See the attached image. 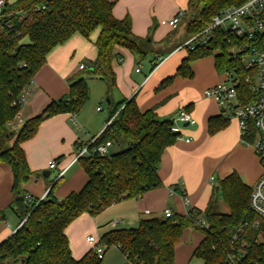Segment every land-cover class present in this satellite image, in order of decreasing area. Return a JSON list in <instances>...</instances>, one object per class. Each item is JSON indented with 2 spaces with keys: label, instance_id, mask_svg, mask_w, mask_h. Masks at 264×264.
Here are the masks:
<instances>
[{
  "label": "trees",
  "instance_id": "trees-1",
  "mask_svg": "<svg viewBox=\"0 0 264 264\" xmlns=\"http://www.w3.org/2000/svg\"><path fill=\"white\" fill-rule=\"evenodd\" d=\"M117 1L17 0L13 7L4 8V15L0 17V163L12 168L10 206L20 221L26 220L0 244V264H102L94 249L80 259L74 257L67 227L86 212L99 215L115 203L140 198L163 185L158 174L161 157L180 134L172 131V119L159 118L154 108L141 111L133 96L113 105L107 124L96 140L97 145L110 141L119 145V150L107 156L95 152L89 158L79 159L88 175L80 191L57 199L55 182L48 189V199L30 203L22 189V184L32 175L22 145L36 135L42 121L60 113H78L88 97L90 77L102 79L109 94L117 85L114 69V61L120 60L117 48H125L140 59L150 52L145 47L147 37L133 31L131 16L117 18L114 15ZM246 1L189 0L186 15L190 12L192 18L187 27L188 35L204 31L222 9ZM97 29V56L90 66L69 79L67 96L52 102L43 113L27 119L17 128L21 104L16 102L28 91L49 53L75 34L90 39ZM243 42L252 44L246 38L226 36L221 28L214 29L208 44L194 50L184 46L187 55L162 86L170 84L176 76L193 77L191 63L210 55H214L219 72L236 70L243 78L247 71L241 59L233 58L230 53L233 46ZM240 89L250 91V84L243 81ZM109 100L112 105L110 97ZM227 124L228 119L222 115L212 117L209 132L214 134ZM173 189L181 191L177 185H173ZM251 192L252 187L234 171L214 187L204 210L191 208L187 214L174 213V217H143L137 227L105 232L101 241L107 248L117 246L130 264H174L176 244L185 229L193 228L200 231L203 238L192 258H201L204 264H264V241L260 239L264 234V218L253 212ZM219 197L229 212L222 211ZM199 217L207 225H202ZM3 219L4 211H0V220ZM236 232L238 238L233 240Z\"/></svg>",
  "mask_w": 264,
  "mask_h": 264
},
{
  "label": "crops",
  "instance_id": "crops-1",
  "mask_svg": "<svg viewBox=\"0 0 264 264\" xmlns=\"http://www.w3.org/2000/svg\"><path fill=\"white\" fill-rule=\"evenodd\" d=\"M188 1L118 0L113 13L117 18L130 15L135 34L143 38L151 34L152 40L160 43L163 42L164 36L167 37L166 33V35L158 36V31L162 29L161 20L173 17L180 9L186 11ZM173 31L171 28L170 34ZM1 33L2 28L0 26ZM86 40L89 39L81 34H75L67 42L55 47L49 53L46 64L35 75L27 91L26 101L21 104L19 114L24 122L43 113L52 102L67 96L69 79L81 70V64L87 67L85 63L78 60L80 59L78 57L79 52L87 48ZM24 41L27 42L28 39L25 38ZM169 45L171 46V42ZM183 49H186V53L174 58ZM116 52L119 53L120 62L114 61V69L117 73V79H119L120 74L122 75L119 67L125 61L126 55L131 52L121 47L117 48ZM152 53L159 55L160 61L158 63L152 62L149 74L141 82L131 83L128 96L122 100L135 96L141 111L154 108L161 119H172L184 108L192 113L197 123L190 125L177 122L181 128V138H178L173 145L168 146L163 152L158 170L163 183L161 187L147 191L140 198L124 199L110 206H118L122 213L138 218L137 223H130L120 228L137 227L141 218L163 216L165 209L180 214H187L191 208L204 210L209 203L214 187L218 185L221 179L235 171L245 184L252 187L262 172L254 148L241 139L237 120L223 112V109L213 98L205 96L206 89L223 81L220 72L216 69L215 58L213 57L214 73L197 89L191 87L197 82L195 71L192 68L193 62L191 63L193 77L176 76L170 84L162 86L165 79L175 74L181 60L187 55L186 47L179 45L163 55L158 51ZM131 54L134 57L133 53ZM154 64L156 65L155 68H153ZM137 69L139 67L135 69L136 72H142L141 69ZM106 95H108L107 84ZM117 103L113 102L112 106ZM97 110L103 111V108L97 106ZM110 112L111 109L104 123L99 126H94L85 121L80 114L69 112L44 119L36 135L22 145L32 171L27 182L22 184V189L35 198L42 196L55 183V178L53 181L47 180L52 174L50 161H56L58 157H61L59 161H56V169L58 172L63 170L65 172L56 183L54 196L57 199H63L72 192L80 191L86 184L88 175L80 163L74 161L77 145H84L90 137L99 135L107 124L106 120ZM220 115L228 119V124L225 128L211 134L209 132V120ZM16 124L20 125L17 120ZM48 165L49 171H51L50 175H41L40 171L47 169ZM68 173L70 175L62 180ZM211 177H214L213 181ZM12 185L13 171L11 166L7 163H0V211H4L5 215V219L0 220V244L14 233L21 223L10 206L13 200ZM173 185L179 186L185 195L179 190H174ZM220 198L222 200V197H219V200ZM84 214L66 229L70 247L76 259L82 258L87 252L94 249V245L85 240L92 229H89L87 234L86 230H83L80 238L75 236L76 228L86 220ZM118 223L120 222L110 220L102 225L104 228L101 235L113 229H120L117 228ZM198 232L200 238L196 243L187 242L185 247L180 248L182 236L175 246L174 264H190L192 262L194 259L192 258L193 252L203 238V234ZM110 248H106L102 264H120V262L112 263L109 259L104 262L106 253ZM115 248L122 254L121 264H130L125 254L118 247Z\"/></svg>",
  "mask_w": 264,
  "mask_h": 264
},
{
  "label": "built area",
  "instance_id": "built-area-1",
  "mask_svg": "<svg viewBox=\"0 0 264 264\" xmlns=\"http://www.w3.org/2000/svg\"><path fill=\"white\" fill-rule=\"evenodd\" d=\"M5 5L6 0H0V17L4 15ZM185 13L186 11L180 9L173 17L161 20V24L175 29L179 26ZM216 28H221L226 36L232 35L246 38L252 42V44L243 42L242 44L233 46L230 50L233 58L241 59L247 71L246 75L242 78L236 70L226 71L225 80L206 89L205 96L213 98L223 111H229L233 115L238 122L241 139L248 145H251L258 156L262 172L252 186L250 204L253 212L259 217L264 218V0H247L241 5L222 9L212 18L211 24L204 31L191 36L184 46L194 50L199 45L208 44L212 38L213 30ZM84 68L86 66L81 64L80 69ZM243 81L250 84V91L240 89V84ZM251 96L252 99H250ZM26 97L27 91L22 93L16 103H24ZM248 99L250 100L248 101ZM16 120L20 124L24 122L20 114ZM172 121V131L179 134H181V128L177 122L190 125L197 123L192 113L184 108L172 118ZM13 124L10 123V125ZM99 135L90 137L84 145H77L74 161H79L83 157L89 158L95 152L101 156L110 155L109 148L113 144L108 141L97 145L96 140ZM179 138H181V135ZM56 166V161L50 162L51 169L56 168ZM64 172L65 170L58 173L55 177V182L63 176ZM213 179L214 177H211L212 181ZM48 198V190L36 199L32 194H26V199L30 203H38ZM164 216L174 217V212L170 209H165ZM25 220L21 221L19 227ZM199 222L202 225H207L206 221L202 218L199 219ZM237 238L238 232L233 234V240ZM260 239L264 241V234L260 235ZM87 241L94 245V251L98 258L103 259L107 248L105 247V243L93 235H89Z\"/></svg>",
  "mask_w": 264,
  "mask_h": 264
},
{
  "label": "rangeland",
  "instance_id": "rangeland-1",
  "mask_svg": "<svg viewBox=\"0 0 264 264\" xmlns=\"http://www.w3.org/2000/svg\"><path fill=\"white\" fill-rule=\"evenodd\" d=\"M17 0H6V5L5 9H8L9 7H13L16 4ZM14 11V10H13ZM9 14L12 13V11L8 12ZM6 14V13H5ZM191 13L188 12L187 15L183 18L181 24L179 27L173 29V33L170 34L171 28L168 26H163L160 24L162 29L158 31L159 35L158 36H163L167 34V37H163V42H155L154 40L151 39L152 35L150 34L147 37V42H145V47L150 50L148 55H146L145 58L140 59L139 57L132 56L131 53H128L126 55L125 61L123 64L119 67L120 73V78L117 79V85L116 87L108 94L106 95V84L104 83L103 80L100 78L96 77H90L87 80L88 84V97L81 107V109L78 111L76 114H80L85 121L89 122L90 124L94 126H99L101 123H104L105 118L108 115L109 110H112V105H109L107 102V98H111L114 103L119 102L122 100L125 96H128L129 90L131 87L132 82H141L146 75L149 74L151 68H152V62L158 63L160 60L158 59L159 55H154L152 52H160V54H165L169 50H172L173 48H176L177 46L185 45V41L189 40L191 37L187 33V27L188 23L191 20ZM166 33V34H165ZM99 34V29H97L91 38L89 40H86L87 48L86 50H82L79 52L78 57L80 59L79 62H83L88 66L91 65V60H94L96 57V46H95V41L97 39V36ZM169 34V35H168ZM169 42H171V46L169 45ZM173 43V44H172ZM186 53V49H183L181 52H179L174 58H177L178 56L180 57L181 55H184ZM155 56V57H154ZM213 57L214 55L206 56L201 59L195 60L192 63V68L195 71L196 79L197 82L195 85L193 84L191 87L192 88H197L201 84H203L204 81H206L211 74L214 73L215 66L213 62ZM92 58V59H91ZM163 58V56H162ZM141 69L142 72H136V68ZM225 69H222L220 71L221 78L225 80ZM220 83V82H219ZM210 88V87H209ZM101 102V105H100ZM97 106H101L103 108V111H98ZM227 115H229L231 118H234L233 115L229 111L225 112ZM21 125V124H20ZM19 124L18 126H20ZM120 146L119 145H114L113 147L109 148V154L113 153L114 151L119 150ZM51 162V161H50ZM77 167V166H75ZM45 170H50L49 165L47 169H42L40 171L41 175H44ZM58 170L52 169V174L50 177L47 178L49 181H53L54 178L58 175ZM71 173V172H70ZM70 173L64 176L62 180L67 178ZM220 205L221 209L223 212H229L228 206L221 200L220 198ZM86 220L83 221V224L78 226L75 230V236L77 238L82 237V231L86 230V234L88 233L89 229H92L89 232V235L95 236L98 240H101V234L103 232L104 224H106L108 221L112 220L114 221H119L117 228L127 226L130 223H137L138 218L135 216L133 218L129 214L122 213L121 210L118 208V206L110 207L107 208L105 211L100 213L97 216L91 215V214H84ZM77 221V220H76ZM76 223V222H75ZM102 227H98V226ZM189 238V239H187ZM200 238V233L193 228H187L185 229L183 233V238L180 241L179 247H185L186 243H196L197 240ZM85 240H87V236L85 237ZM105 247L106 244H105ZM117 246H111L110 250L107 251L104 262L107 261L108 259L112 263H122V254L120 251L115 248ZM110 262V263H111ZM190 264H204V261L201 258H194Z\"/></svg>",
  "mask_w": 264,
  "mask_h": 264
},
{
  "label": "water",
  "instance_id": "water-1",
  "mask_svg": "<svg viewBox=\"0 0 264 264\" xmlns=\"http://www.w3.org/2000/svg\"><path fill=\"white\" fill-rule=\"evenodd\" d=\"M108 102H109V99H108ZM50 173H51V171H49V170H45V171H44V175H45V176H49Z\"/></svg>",
  "mask_w": 264,
  "mask_h": 264
}]
</instances>
